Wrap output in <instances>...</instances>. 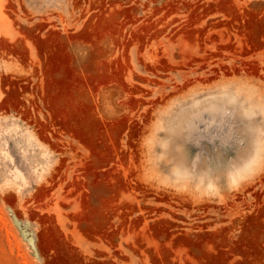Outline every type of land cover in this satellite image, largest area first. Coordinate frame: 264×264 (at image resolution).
Here are the masks:
<instances>
[{"label":"rangeland","instance_id":"374dc122","mask_svg":"<svg viewBox=\"0 0 264 264\" xmlns=\"http://www.w3.org/2000/svg\"><path fill=\"white\" fill-rule=\"evenodd\" d=\"M0 112V264H264V0H0Z\"/></svg>","mask_w":264,"mask_h":264},{"label":"bare ground","instance_id":"6f19581e","mask_svg":"<svg viewBox=\"0 0 264 264\" xmlns=\"http://www.w3.org/2000/svg\"><path fill=\"white\" fill-rule=\"evenodd\" d=\"M55 62V61H54ZM49 69H50V67H48ZM51 80V79H50ZM52 81V80H51ZM50 85V84H49ZM49 90V89H48ZM53 94V93H52ZM54 95V94H53ZM58 96V95H57ZM56 97V96H55ZM13 99H15V94L14 93H12L11 94V96H10V98H9V100L10 101H13ZM48 99V98H47ZM54 103V102H53ZM56 106V105H55ZM69 123V122H68ZM157 227V226H156ZM160 227V226H159ZM159 227H157V229L159 228ZM162 228V227H161ZM248 228H249V230H251V231H253V232H262L263 231V226L260 224V222L258 221V220H254V221H252L250 224H249V226H248ZM163 230V229H162ZM156 231V230H155ZM256 234V233H255ZM155 235V234H154ZM263 235H264V233H263ZM152 238H153V236H152ZM152 238H150L151 240H153ZM154 239H155V237H154ZM191 239V238H190ZM190 239H188V238H186V240L184 241V242H192ZM246 241H248V242H250V244L251 243H253L254 244V241H253V236H250V237H247L246 239H245ZM244 240V241H245ZM157 241V240H156ZM178 241H180V240H178ZM193 243V242H192ZM156 244V243H155ZM190 244V243H189ZM157 247L159 246V245H156ZM160 249V248H159ZM169 252V251H168ZM167 252V253H168ZM207 254V253H206ZM213 257V256H212Z\"/></svg>","mask_w":264,"mask_h":264},{"label":"flooded vegetation","instance_id":"af4514ba","mask_svg":"<svg viewBox=\"0 0 264 264\" xmlns=\"http://www.w3.org/2000/svg\"><path fill=\"white\" fill-rule=\"evenodd\" d=\"M1 113V112H0Z\"/></svg>","mask_w":264,"mask_h":264}]
</instances>
